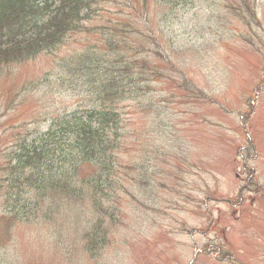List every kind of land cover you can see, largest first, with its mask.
I'll return each instance as SVG.
<instances>
[{"label":"rangeland","instance_id":"1","mask_svg":"<svg viewBox=\"0 0 264 264\" xmlns=\"http://www.w3.org/2000/svg\"><path fill=\"white\" fill-rule=\"evenodd\" d=\"M98 1L97 18L68 35L56 57L35 56L0 74V152L7 150L0 154V264H264V0ZM101 24L108 40L145 24L158 39L143 46L140 70L123 68L99 104L122 121L125 170L108 189L83 184L73 197L62 189L29 205H53L48 220L13 223L2 208L11 134L19 124L23 135L44 132L54 113L70 111L76 99L45 78L60 74L80 46L103 52L85 35ZM116 60L131 64L130 51L120 47ZM147 60L166 74L152 93ZM243 164L254 169L256 186ZM98 224L101 241L85 250Z\"/></svg>","mask_w":264,"mask_h":264},{"label":"trees","instance_id":"2","mask_svg":"<svg viewBox=\"0 0 264 264\" xmlns=\"http://www.w3.org/2000/svg\"><path fill=\"white\" fill-rule=\"evenodd\" d=\"M181 1L160 0L167 4ZM96 5L95 0H0V74L14 63H23L37 55L44 56L45 52L55 51L68 35L83 31L85 24L96 14ZM169 13H164L163 18ZM146 30L143 38L147 41L151 39L150 44L154 46L156 39ZM88 34L89 31L85 35ZM105 44L109 45V42ZM79 48L83 50L84 46ZM154 55L160 61L165 58L159 51H155ZM81 57L82 54L76 59ZM78 62L71 60L60 67L72 76ZM153 68L154 71L148 73V89L150 82L159 84L155 78H166L162 69L155 64ZM92 71L93 75L86 74L84 81L88 96L96 84L95 75L101 73V65L96 63ZM62 83L58 81L56 87L63 86ZM184 83L183 86L186 85ZM86 115L87 112L73 115V119L66 121L59 117L47 133H28L30 139L20 138L22 124L17 125V131L14 130L10 137L11 150L6 154L4 165V218L9 217L11 222L24 225H29L32 220H48L53 205H48L43 211H36L29 205L62 189L73 197L76 192L81 193L80 185L83 184L96 186V191L116 184L114 155L120 148L122 128L119 120L104 118L100 114L98 118L95 114L94 119L85 120ZM85 170L90 171L89 176L81 180ZM48 196L53 198L57 195ZM93 232L85 250H90L101 241L99 224ZM233 257L230 250L228 260L235 262Z\"/></svg>","mask_w":264,"mask_h":264}]
</instances>
